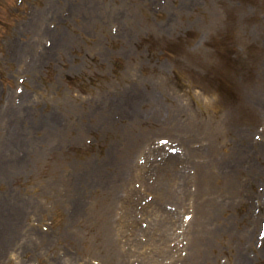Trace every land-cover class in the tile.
I'll list each match as a JSON object with an SVG mask.
<instances>
[{"label":"rangeland","instance_id":"374dc122","mask_svg":"<svg viewBox=\"0 0 264 264\" xmlns=\"http://www.w3.org/2000/svg\"><path fill=\"white\" fill-rule=\"evenodd\" d=\"M48 4L56 15L41 26L27 22ZM43 24H50V38L45 35L38 47ZM228 71L239 102L221 105L210 88L217 76L227 82ZM17 88L28 98L27 111L9 104ZM122 92H132V102L134 93L143 95L134 106L138 118H123L115 109L103 120L101 108L128 100L120 98ZM0 107V224L2 217L18 220L22 213L10 215L16 200L25 210L18 234L0 225L12 240V246L0 247V264H240L243 235L254 221L256 250L246 253L249 264H264V239L257 245L264 213H249L264 189V0H0ZM198 114L221 117L226 141L240 136L244 152L233 160L242 161L240 169L215 184L233 179L238 190H231L229 200H235L220 222L213 219L215 207L201 204L212 198L213 183L185 197L193 209L185 211L192 219L182 249L176 251L173 241L182 214L154 217L140 205L151 192L137 171L124 183L109 186L106 180L87 192H71L75 175L92 166L101 180L125 160L143 166L159 139L172 140L184 130L174 125L195 127ZM52 117L62 131L42 125ZM16 121L22 124L13 130ZM258 136L261 144L250 157L244 148H252ZM168 147L178 148L172 141ZM149 159L158 162L159 156ZM74 199L83 210L73 209ZM41 220L51 221L50 229L33 226Z\"/></svg>","mask_w":264,"mask_h":264},{"label":"bare ground","instance_id":"6f19581e","mask_svg":"<svg viewBox=\"0 0 264 264\" xmlns=\"http://www.w3.org/2000/svg\"><path fill=\"white\" fill-rule=\"evenodd\" d=\"M94 20L100 21L99 16L95 17ZM30 48L33 50L34 45ZM130 94H132V92ZM130 94L122 92L120 94V96H121L120 98L121 99L123 98V100H126V99H128V100H126L125 102H122V103L118 100L117 106L109 108V106L106 105V107L103 108V110L101 108L103 120L111 118L109 115L115 109L116 110L114 111V113L116 111H119V113L124 115L123 118H126V117L138 118L136 115L137 111L135 112L134 106L136 104L138 106V102L144 101V97H143V95H141L139 93H134V96H133L134 99L132 102V98H130ZM255 98L257 100L262 99L261 96H258ZM11 103H12V101L10 102V104ZM24 103H28V100L22 98L21 101L18 102L19 106L22 105L23 106L22 108L23 109L25 108V111H27L26 110L27 107L24 106ZM257 103L259 104L260 102H257ZM129 106L131 108L130 111H128ZM182 114H183V111L180 112V115H182ZM104 116H106V118ZM141 116H142V114H141ZM192 119L195 120L196 117L192 118ZM58 121H60V120L57 117H52L51 120H47L44 122L42 121L41 123H42V125L44 124V125H46V127H48V131H50L52 128H55L57 126H58V131H59L62 129V126H61V123H59ZM9 123H10V121H8V124ZM11 124H12V122H11ZM19 124L21 125L22 122L19 121ZM19 124H18V121H16L14 126L12 127V129L16 130L17 128H19L20 127ZM42 127H44V126H42ZM8 143H10V142H8ZM8 143L6 144L7 149H9ZM206 150L207 151H204L203 156H202L204 159L203 164L195 165V177H194V179L196 178L197 180H199L198 184L202 187L208 186V184L211 185L210 183H213V185H211V186L213 187V189H216V186H215L216 182H219V181H222L223 179L229 178L232 175V173L235 171V167L233 166L232 160L234 158H238L239 154L242 153V151L240 149H238L236 145H234L233 147H230L228 149L229 152L226 154V156H219L218 151L215 148V145H214V147L206 148ZM184 164H185V161H183L182 166H184ZM112 165L114 166V164H112ZM120 166H122V167H120ZM132 166L133 165L130 163L129 160H125V161L121 162V165L119 163L117 167L113 168L112 170H114V171L107 174L106 178L104 180L97 179L96 169L92 166V168H89L86 171L84 170L83 174L78 173L77 175H75V177L71 180L69 187H72L71 192L77 193L78 189H85V192H87L86 190H88L92 187H95V185H97L99 183H103L106 180H107L109 186H112L114 184L117 185V183H119V184L124 183L126 181V180H124V179H126V177L124 176L125 172H123V168L127 167L128 170H131ZM119 167H120V169H119L120 171H116V170H118ZM218 171H220V172L225 171V172L222 175L210 174V173H217ZM3 172L5 174L6 171H3ZM173 174H170L168 172V174L165 173L162 175V177L160 178V181H159L160 184L157 182L159 189L157 187L156 194H158L159 196H161V195L166 196V195H168L169 190H171V188L172 189L174 188V186H175L174 179L175 178L173 177ZM69 180H70V178L68 179V182H69ZM232 184H233V179H230L225 184L222 183L221 185L222 186H228V188H230ZM194 185H195V182H194ZM11 200H13V199H11ZM81 200H84V199L82 198ZM72 202L74 203V205H71L73 207V209H75L76 207H79L80 210H83V206L80 203H77V200L74 199V200H72ZM9 207L5 206V209L7 210ZM23 212L25 213L24 208L22 209V205L19 206V202L16 200V205L14 208L12 207V209L10 211V215H12V214L13 215L14 214L19 215L21 213L22 214L19 215L18 220L17 219L16 220H10L8 218L4 219V217H2L0 225L2 227H4L6 230H8L9 232L14 233L13 235L18 234L22 230L21 229L22 224L20 223V219H22V215H24ZM72 212H74V211H72ZM1 213H2V209H0V216H1ZM216 215H217L216 219L218 220L219 213L216 212ZM10 236H12V235H10ZM10 246H12V240L11 239L6 240L4 234L0 231V247L5 249V248L10 247ZM240 258H241L240 260H242L243 256H241ZM147 259H148V256L146 255V260ZM153 261H154V258H152V263H153ZM249 263H250V261L246 264H249Z\"/></svg>","mask_w":264,"mask_h":264}]
</instances>
